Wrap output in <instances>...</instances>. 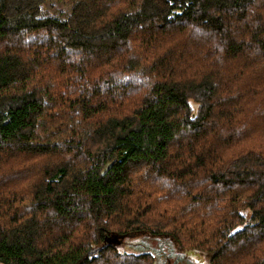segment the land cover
<instances>
[{
    "label": "trees",
    "instance_id": "16d2710c",
    "mask_svg": "<svg viewBox=\"0 0 264 264\" xmlns=\"http://www.w3.org/2000/svg\"><path fill=\"white\" fill-rule=\"evenodd\" d=\"M44 3L0 0V264H264V0Z\"/></svg>",
    "mask_w": 264,
    "mask_h": 264
},
{
    "label": "rangeland",
    "instance_id": "374dc122",
    "mask_svg": "<svg viewBox=\"0 0 264 264\" xmlns=\"http://www.w3.org/2000/svg\"><path fill=\"white\" fill-rule=\"evenodd\" d=\"M76 0H45L43 11L65 16ZM115 247L120 252H150L154 264H211L210 254L192 248H182L170 236H154L143 232H130L116 238Z\"/></svg>",
    "mask_w": 264,
    "mask_h": 264
}]
</instances>
